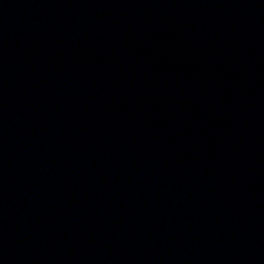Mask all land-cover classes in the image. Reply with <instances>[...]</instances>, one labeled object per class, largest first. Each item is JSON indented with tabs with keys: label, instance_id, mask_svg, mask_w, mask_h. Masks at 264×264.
Returning <instances> with one entry per match:
<instances>
[{
	"label": "water",
	"instance_id": "1",
	"mask_svg": "<svg viewBox=\"0 0 264 264\" xmlns=\"http://www.w3.org/2000/svg\"><path fill=\"white\" fill-rule=\"evenodd\" d=\"M0 202L40 264H264V0H0Z\"/></svg>",
	"mask_w": 264,
	"mask_h": 264
}]
</instances>
